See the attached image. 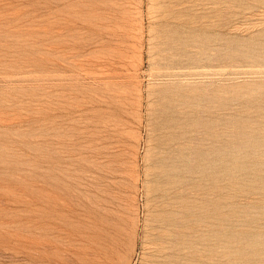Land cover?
<instances>
[{
	"label": "rangeland",
	"instance_id": "374dc122",
	"mask_svg": "<svg viewBox=\"0 0 264 264\" xmlns=\"http://www.w3.org/2000/svg\"><path fill=\"white\" fill-rule=\"evenodd\" d=\"M160 263L264 264V0H0V264Z\"/></svg>",
	"mask_w": 264,
	"mask_h": 264
},
{
	"label": "bare ground",
	"instance_id": "6f19581e",
	"mask_svg": "<svg viewBox=\"0 0 264 264\" xmlns=\"http://www.w3.org/2000/svg\"><path fill=\"white\" fill-rule=\"evenodd\" d=\"M157 252H158V251H157ZM159 252H161V251H159ZM159 252H158V253H159ZM158 255H159V254H158ZM161 256H162V255H161ZM163 256H164V255H163ZM156 258H157V257H156ZM156 262H157V261H156ZM160 264H161V263H160Z\"/></svg>",
	"mask_w": 264,
	"mask_h": 264
}]
</instances>
